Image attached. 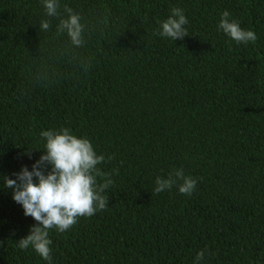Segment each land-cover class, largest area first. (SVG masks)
Segmentation results:
<instances>
[{
    "label": "trees",
    "instance_id": "trees-1",
    "mask_svg": "<svg viewBox=\"0 0 264 264\" xmlns=\"http://www.w3.org/2000/svg\"><path fill=\"white\" fill-rule=\"evenodd\" d=\"M59 4L51 18L42 0H0V264H49L17 247L37 222L3 183L63 128L104 155L97 182L112 184L104 210L49 230L51 264H264V0ZM65 7L82 47L56 31ZM173 8L182 40L155 34ZM226 10L255 43L219 28ZM175 169L197 180L192 194L182 182L153 194Z\"/></svg>",
    "mask_w": 264,
    "mask_h": 264
},
{
    "label": "clouds",
    "instance_id": "clouds-1",
    "mask_svg": "<svg viewBox=\"0 0 264 264\" xmlns=\"http://www.w3.org/2000/svg\"><path fill=\"white\" fill-rule=\"evenodd\" d=\"M42 3L47 17L60 16L59 0H42ZM64 13L66 17L61 18L56 26L57 33H66L72 46L82 47L85 25L81 23V16L69 7L64 8ZM171 13L160 22V30L155 34L173 41L182 40L189 35L185 27L188 20L180 8H173ZM229 15L227 10L221 14L219 28L237 43H255L256 34L242 29L236 20L229 19ZM50 28L49 20L41 21L42 31L47 32ZM89 65L90 61L85 62V69ZM41 136L46 139L45 154L36 161L32 171L24 167L16 174V179L4 177L3 186L13 190L12 199L22 205L24 215L37 222L30 234L19 240L17 247L21 250L31 248L51 264L49 230L64 233L77 223L78 218L91 217L104 210L108 199L102 193L109 189L112 180L97 182V177L108 175L97 167L105 162V157L96 154L89 139L78 138L67 128L42 131ZM178 182H182L179 183V192L184 195H191L197 185V180L186 176L183 169H175L167 178H156L153 194L170 190ZM205 251L197 254L198 261L204 259Z\"/></svg>",
    "mask_w": 264,
    "mask_h": 264
}]
</instances>
